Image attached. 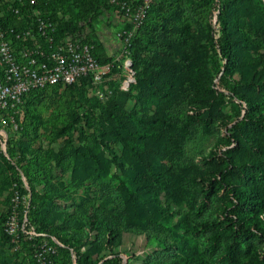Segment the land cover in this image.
<instances>
[{"label": "trees", "instance_id": "obj_1", "mask_svg": "<svg viewBox=\"0 0 264 264\" xmlns=\"http://www.w3.org/2000/svg\"><path fill=\"white\" fill-rule=\"evenodd\" d=\"M111 9L37 0L3 24L24 28L38 12L57 39L89 31L106 63L96 23ZM129 57L127 91L117 63L100 85L86 75L0 111V264H38L43 237L20 234L15 249L5 230L16 195L25 230L58 242L55 264H264V0H157ZM218 130L208 155L185 159L190 138Z\"/></svg>", "mask_w": 264, "mask_h": 264}, {"label": "built area", "instance_id": "obj_2", "mask_svg": "<svg viewBox=\"0 0 264 264\" xmlns=\"http://www.w3.org/2000/svg\"><path fill=\"white\" fill-rule=\"evenodd\" d=\"M155 1L157 0H110L123 27L117 33L120 40L119 53L106 63L100 62L94 56V45L86 41L89 31L70 33L57 39V24L38 12L32 18L33 22L24 28L16 29L3 24L7 12L20 15L27 3L34 5L37 0L0 1V111L19 113L26 93L48 85L72 84L86 75L91 74L93 83L100 85L123 57L126 58V81L123 88L127 90L136 81L137 73L129 58L132 40ZM96 93L100 98L104 97L100 88ZM10 122L16 130L18 126L13 115L10 116ZM7 123L5 117L0 118V126L4 125L0 128V147L4 154L9 137V132L5 129ZM12 201L15 203L14 211L5 230L13 238L15 249L20 247V234L30 240L42 236L43 239L32 246L30 253L38 264H55L58 242H50L46 234L38 233L34 228L25 230L27 215L20 223L19 214L15 210L20 202L19 195Z\"/></svg>", "mask_w": 264, "mask_h": 264}, {"label": "rangeland", "instance_id": "obj_3", "mask_svg": "<svg viewBox=\"0 0 264 264\" xmlns=\"http://www.w3.org/2000/svg\"><path fill=\"white\" fill-rule=\"evenodd\" d=\"M119 21L122 23L121 18L119 17V15L117 13H115L114 9L106 10L103 13L102 17L99 19V21L96 23V27H97V29L99 31L102 30V32H101L102 37L105 38V36L107 35L106 30L109 29V25L111 24L113 31L116 32L117 31V24L119 23ZM118 32L119 31H117V33ZM109 49L112 52L111 53L112 54L111 57H113V58L119 53V50H115V48H109ZM125 59L126 58L123 57L118 62V63H120L118 67L121 70V74L118 75L117 77H119L118 79L124 78L121 81V88L122 89H124L123 88V84L126 81V76L124 74V71L126 70L125 62H124ZM132 66H133V63H132ZM129 88L127 90H129ZM124 90H126V89H124ZM102 91H104V90L102 89ZM223 134H224L223 130L222 131L218 130V131H215L212 135H204V134L200 133V134H197L196 136L190 138L187 141L186 145H185V153H186L185 154V159L187 161L194 160V161L200 162L203 159L204 156H206V155H208L210 153V151L213 148V146L215 144H217V142L219 141L220 137ZM2 200H3V198L1 197V194H0V202ZM0 210H1V207H0ZM139 242H141V241L140 240L137 241L138 245H139ZM141 251L142 250H139V252H141ZM26 256H27V254H26ZM124 257H125L126 260L128 259L127 255H124Z\"/></svg>", "mask_w": 264, "mask_h": 264}, {"label": "crops", "instance_id": "obj_4", "mask_svg": "<svg viewBox=\"0 0 264 264\" xmlns=\"http://www.w3.org/2000/svg\"><path fill=\"white\" fill-rule=\"evenodd\" d=\"M111 25V24H110ZM109 25V29L106 30L107 35L104 37H102V30L99 31V38L100 41L104 47V49L102 50L103 53L108 56L111 57V51L109 48H115V50H119L120 48V41L119 38L117 37V31H119L120 29H122L123 24L119 21V23L117 24V31L114 32L112 29V25Z\"/></svg>", "mask_w": 264, "mask_h": 264}, {"label": "water", "instance_id": "obj_5", "mask_svg": "<svg viewBox=\"0 0 264 264\" xmlns=\"http://www.w3.org/2000/svg\"><path fill=\"white\" fill-rule=\"evenodd\" d=\"M5 155H6L7 157H9L7 150L5 151ZM24 181H25V183H26V185H27L28 183H27V180H26L25 178H24Z\"/></svg>", "mask_w": 264, "mask_h": 264}]
</instances>
